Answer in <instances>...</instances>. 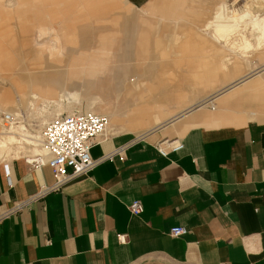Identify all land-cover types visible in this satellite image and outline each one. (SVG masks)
<instances>
[{"label":"crops","instance_id":"1","mask_svg":"<svg viewBox=\"0 0 264 264\" xmlns=\"http://www.w3.org/2000/svg\"><path fill=\"white\" fill-rule=\"evenodd\" d=\"M231 1L122 0L126 14L115 0L0 1V15H11L0 37V112L22 124L26 109L38 130L81 110L61 100L74 91L85 111L94 101L111 133L91 147V171L35 199L54 176L27 163L34 145L0 158V264H264V47L242 55L203 28ZM45 13L74 15L60 19L45 61L4 48L24 32L25 15ZM102 15L131 17L102 30L88 23ZM166 142L182 147L162 155ZM134 200L138 215L128 210ZM176 226L187 232L172 237Z\"/></svg>","mask_w":264,"mask_h":264},{"label":"built area","instance_id":"2","mask_svg":"<svg viewBox=\"0 0 264 264\" xmlns=\"http://www.w3.org/2000/svg\"><path fill=\"white\" fill-rule=\"evenodd\" d=\"M1 124L9 126L13 122V117L8 113H2ZM107 118L92 112L76 111L71 114H61L48 120L42 129V154L27 158L26 161L34 168H39L48 164L54 176V183L45 187L33 199L42 196L48 191H57L71 180L87 174L91 171L98 160L90 156V149L98 139L104 138L106 133ZM181 144L166 142L157 146L158 151L165 155L170 148L178 150ZM123 149L107 155L104 159H112L114 155H121ZM23 204H17L13 210L17 211ZM128 210L132 215H138L143 211V207L138 200L132 201L128 205ZM187 232L185 227L176 226L170 229L172 237H178ZM120 243L126 242V236H118Z\"/></svg>","mask_w":264,"mask_h":264},{"label":"bare ground","instance_id":"3","mask_svg":"<svg viewBox=\"0 0 264 264\" xmlns=\"http://www.w3.org/2000/svg\"><path fill=\"white\" fill-rule=\"evenodd\" d=\"M233 1L235 0H232L231 3L224 2L219 4L218 12L215 15H213V17H211L212 18L211 20L209 19L210 21L205 22L203 28L204 27L213 28V32H214L213 37L216 40V42L225 41L229 43L230 41L231 44L230 46L232 47V49L239 50L242 55L253 49H257V50L261 49L262 47H264V0H249L251 4H246L245 6L244 5L236 6L234 5L235 3ZM246 29L247 30L249 29L250 36H252V38L246 34L245 32ZM58 39H59L58 36H56L55 40L58 41ZM74 39L77 40L79 38L77 35H75ZM261 54H264V52ZM69 70L70 69L67 68V73ZM61 100L70 102L71 105H78L80 107L82 106L79 95L74 91L62 94ZM93 105H94V101L90 99L89 103H86V109L91 111H87V112L94 111L91 109V106ZM78 111H82V110H78ZM9 114H11V116L13 117L12 124L9 126H4L3 124L0 123L2 128L4 129L2 134L5 133L4 136L2 134H1L2 136H0V158L5 155L7 156L10 153L11 147H13V145H19L22 144V142H24L25 145L33 144L35 155L42 154V139H41L42 129L39 132L37 130L34 134L28 132L26 128L16 120L14 111H11V113ZM67 114H71V113H67ZM14 121L17 122L16 126H14L15 124ZM108 126H109V122L106 125V129H105L106 133L109 128ZM13 128L16 131L21 130L20 133L16 135L17 133H15V130Z\"/></svg>","mask_w":264,"mask_h":264},{"label":"rangeland","instance_id":"4","mask_svg":"<svg viewBox=\"0 0 264 264\" xmlns=\"http://www.w3.org/2000/svg\"><path fill=\"white\" fill-rule=\"evenodd\" d=\"M0 1L5 4L6 2H10L11 0H0ZM112 1L114 2V0H112ZM239 1L238 0L233 1L235 3L234 5H236V6L237 5L238 6L244 5L245 6L246 4H251V2H249V0H241L240 2ZM115 2H118V4H120V10L123 11L122 13L126 14L127 12H126L125 9L127 8V10H128V7L126 6V4H124L122 2V0H115ZM146 2H148V0H129V3L133 4L136 7H142L143 5L146 4ZM8 6L9 7H13L12 3H9ZM148 12L149 11H146V13H148ZM26 16L28 18H27V24H25L24 28H23L24 32H22L19 36H16V39L15 38L13 39V42H15L14 44L6 46L7 44H6V41H5L4 45L6 47L4 46V48H9V49H12V50L20 49L23 52V56L27 55V58H32V59L35 58V60H37V61H41V60L45 61V59H46L45 58L46 57L45 54L48 53V51L49 52L53 51V49L56 48V46H54V43L50 40V38L52 37V35H54L55 32H57V31L62 32V28L61 27L63 25V21L61 22L60 19H63V18L64 19L65 18L71 19L74 15H59L60 19L58 18L57 20H54L52 18V15H47L46 13L42 14V15H25V17ZM143 16H151V15H143ZM10 17H11V15H0V24H1L0 25V37L8 35V34H4V32L9 28V26L7 25V22H9ZM129 17H131V15H102V16L94 18V20L91 18L92 20H90L88 23H90L91 26H94V28L102 30V29H105L106 26H107V28H111L112 23L129 21V19H128ZM4 24H6V26H4ZM2 26H4V27H2ZM166 32L167 33H164V36L166 38H168L170 35H166V34H169L168 31H166ZM245 32L246 33H250L249 29L248 30L246 29ZM75 33H76V31L74 32V34ZM71 35H73V32H72ZM58 36L60 37L61 35H58ZM107 36H109V35H107ZM248 36L252 38V36H250V35H248ZM109 37L112 38L113 35L112 36L110 35ZM66 40H67V37L64 38L65 42L63 41V38L61 37L60 42H63L65 44H67L68 41H66ZM69 42H72V41L70 40ZM73 43H75V41ZM92 44H94V43L88 44L86 48H88V49H92L93 48L94 50H99L97 52H103V53L104 52L108 53L110 51L113 52L114 49L112 50V49H109V48H114L115 47V46H112V44L108 45V46H103V45L94 46ZM57 46L60 47L59 45H57ZM64 47L66 49H70V50H72V49L76 50V49L80 48L79 46L72 47V46H69V45H66ZM55 59H57V57L55 55L49 57V60H55ZM117 59L118 58H114V63H112V64L118 65L120 62H116ZM214 62L216 63L217 61H214ZM139 64L141 65V64H143V62H139ZM51 70H53V68L39 67V68L35 69V71L39 72V73H44V72H48V71H51ZM154 70H155L154 71L155 73L152 72L154 74V76H158L160 80L161 79H165V77L161 78V76H159V75H161L160 71H159V67L154 69ZM149 77H150V75H149ZM0 82H2L1 79H0ZM3 83H6V82L3 81ZM81 110L85 111L84 105L81 106ZM2 113H7V112L6 111H1L0 112V116H1ZM66 113H68V112L63 111L60 114H66ZM19 119L22 121V125L26 128V130L28 132H31L33 134L36 132L37 123L35 122V120H33L28 115V112H27L26 109H22L21 110V116L19 117ZM14 122H15L14 126H16L17 122L16 121H14ZM107 122H109L108 119H107ZM40 126L38 128V132L41 129H43L42 128L43 124L40 125ZM108 127H110V123H109ZM20 131L21 130H18V131L15 130V133H17L16 135H18V133H20ZM41 132H42V130H41ZM108 134H111V133H108ZM4 135H5V133L3 134V136ZM14 147H16V148H14ZM24 148H25V143L24 142H22V144H19V145H13V147H11V152H14V153H12L11 155H8V156H14V154L17 155L16 153L21 152ZM28 148H29V150H32L33 146L32 145H28ZM18 156H26V155L18 154Z\"/></svg>","mask_w":264,"mask_h":264}]
</instances>
